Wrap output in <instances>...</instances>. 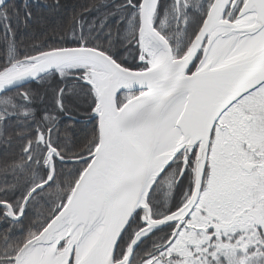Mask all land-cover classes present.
<instances>
[{"label":"snow or ice","instance_id":"1","mask_svg":"<svg viewBox=\"0 0 264 264\" xmlns=\"http://www.w3.org/2000/svg\"><path fill=\"white\" fill-rule=\"evenodd\" d=\"M0 264H264V0H0Z\"/></svg>","mask_w":264,"mask_h":264},{"label":"trees","instance_id":"2","mask_svg":"<svg viewBox=\"0 0 264 264\" xmlns=\"http://www.w3.org/2000/svg\"><path fill=\"white\" fill-rule=\"evenodd\" d=\"M11 2L20 7L21 10L23 9L25 3L32 4V11L34 13L35 21L39 24L53 18L67 17L71 13L74 6L86 3L87 0H61L64 8L60 10H55L48 7L49 5L53 4L55 0H11ZM80 115L82 118L84 115L83 110H81Z\"/></svg>","mask_w":264,"mask_h":264}]
</instances>
